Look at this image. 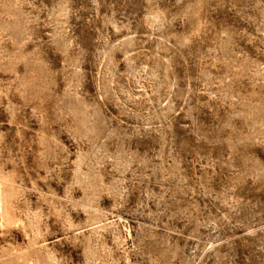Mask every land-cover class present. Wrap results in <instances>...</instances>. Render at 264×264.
<instances>
[{
    "label": "rangeland",
    "instance_id": "1",
    "mask_svg": "<svg viewBox=\"0 0 264 264\" xmlns=\"http://www.w3.org/2000/svg\"><path fill=\"white\" fill-rule=\"evenodd\" d=\"M0 264H264V0H0Z\"/></svg>",
    "mask_w": 264,
    "mask_h": 264
}]
</instances>
